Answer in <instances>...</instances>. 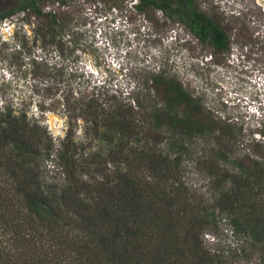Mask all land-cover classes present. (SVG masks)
Here are the masks:
<instances>
[{"label":"trees","instance_id":"16d2710c","mask_svg":"<svg viewBox=\"0 0 264 264\" xmlns=\"http://www.w3.org/2000/svg\"><path fill=\"white\" fill-rule=\"evenodd\" d=\"M48 2L65 0H18L0 19L46 18L59 35L54 12L42 10ZM203 3L134 0L133 8L228 53L230 28ZM101 87L61 97L56 142L37 118L0 106V264H237L236 251L205 241L221 221L237 248L245 235L264 259L255 198L264 166L243 152L242 125L210 112L172 72L147 69L124 93ZM189 166L208 179V195L186 181Z\"/></svg>","mask_w":264,"mask_h":264},{"label":"rangeland","instance_id":"374dc122","mask_svg":"<svg viewBox=\"0 0 264 264\" xmlns=\"http://www.w3.org/2000/svg\"><path fill=\"white\" fill-rule=\"evenodd\" d=\"M18 0H0V13ZM212 4L215 18L228 25L232 44L228 53H212L182 27L159 12L146 15L134 0H65L48 2L61 32L45 18L35 22L21 12L0 19V106L24 110L37 118L56 142L65 122L62 96L70 90L102 86L107 92H127L147 69L174 73L220 118L243 127V152L264 166V0H203ZM35 64H30V60ZM77 134L79 127L75 128ZM251 141L248 143V141ZM256 143V147L252 144ZM254 147V148H253ZM250 171L248 159L243 160ZM261 165V166H260ZM186 181L208 195V179L188 167ZM53 174V171L51 172ZM256 199L264 216V184ZM206 242L224 254L238 253L237 264H264L251 252L243 235V251L225 221ZM236 249V250H233ZM251 252V253H249Z\"/></svg>","mask_w":264,"mask_h":264}]
</instances>
